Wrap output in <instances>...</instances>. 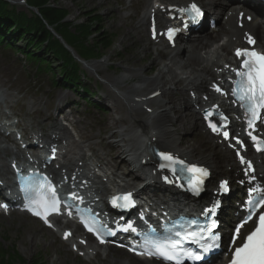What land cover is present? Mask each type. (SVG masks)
Instances as JSON below:
<instances>
[{"label":"bare ground","instance_id":"obj_1","mask_svg":"<svg viewBox=\"0 0 264 264\" xmlns=\"http://www.w3.org/2000/svg\"><path fill=\"white\" fill-rule=\"evenodd\" d=\"M137 1L140 0H133L131 6ZM151 1L152 0H143L140 10L143 11L144 14L139 21L140 25L147 26L149 23H153L151 18L158 21V23L165 21V16L170 15V6L179 5L187 0H156V2L165 4L157 9H150L152 7ZM200 1L207 10L217 12L219 17L224 14V10L226 8L218 0ZM230 10L231 14L224 22L227 26H219L211 33L199 32V34H197L190 43L191 49L186 58H184L181 54L184 53V49L182 47H178L175 51L169 49L162 52L158 51V56L153 58L151 66L156 64L162 56H167L169 63H165V65L158 70L155 77L150 79H141L140 84L135 86L126 85V82L130 79L127 75L118 81V90L121 91L119 93L118 100L114 99L113 94L111 95V98L114 101L112 104H108L110 115L102 120V127L100 128L101 132L109 130L108 136L101 135L98 137V135L90 133L89 128L84 125L83 120L79 119L73 121V125L78 129L76 136L72 134L65 125L56 121H52L49 124L50 127L58 125L60 128V133L56 135V137L52 136L53 133H47V130L45 131L43 128H34V132L32 130L33 134L51 142H62L63 140L68 142L66 146L67 151L64 154L66 162L62 166L64 168L69 170H76L77 168V171L80 170V173H82V169L84 170L89 168L91 161H94L93 159H95L97 164L96 166H100L106 170L105 176L108 177V179H111V184L102 180V182L98 185L97 190L102 194L112 189L111 186H113V188L117 186L125 189L126 185L131 186L140 180L145 181L146 177L148 179L146 184L147 187L154 190H156L155 188H158V190H160L163 184L160 183L158 177L152 173L153 168H147L153 167L151 165H155V157L152 152V148L155 146L159 148L163 147L168 151L176 153L182 158H193L195 156L194 152L196 150V146L191 147L192 145H188L181 148V144H183L182 142L184 140L188 142V140L176 135L175 133L179 129L186 130L187 133H190L192 130L189 129V122L192 114H199V110H194V108L191 110L194 103H192L189 98H184L182 103L185 106V109H190L191 112H188L185 116L182 114L178 115L180 112L178 103L171 97L172 93L170 91H172V89L171 87L167 88V85L169 83H173L175 85H183L184 83H187V85L191 86V90L193 89L197 92L201 91L212 96V98L208 97V99H202L199 97V99L196 100L197 105L199 104L204 107L206 105L213 104L222 110H226L229 105L226 99H221V97L216 95L214 96V94L210 91L211 89L208 88L209 78H207V75L212 77L214 76V81L218 82L216 81L217 77L215 76V71L212 66L222 67L223 62L229 63L233 58L232 51H230L231 48L238 45L244 46L245 43L243 37L247 32L254 34L257 38L258 44L264 47V22L261 20L257 22L256 20L248 22L245 18L240 20L236 13V8H231ZM240 10H246V13H249L248 7L246 6H242ZM133 16H138V10H136V8H134L133 12L128 14L126 17ZM220 35L227 37V40L211 49L212 44L218 37H220ZM202 52H204V54H202ZM129 71L133 73L132 75H134V77H140L135 69H129ZM218 77H222V79H224V74L219 75ZM0 84L5 85V82L0 79ZM179 90L180 89L177 88L176 91ZM158 91L161 92V94L164 93L168 95L166 97V102L163 103L164 100L159 99V97L155 95ZM58 97L62 100L61 104H65L70 100L69 96L65 98V95L63 94H58ZM120 98L127 99L130 102L126 105L130 116V125L128 127H125L122 124L126 121V117L124 115H113V111L117 114H121V106H123V104L120 101ZM41 109L42 108L37 104V101H34L33 105L29 106L27 113L32 114L31 117L27 120H23V124L22 122L19 123V126H21L23 131L27 130L30 126L35 127L34 125H47L50 118L38 117V112ZM171 111H173V113L177 116H172ZM196 127L197 129L200 128L203 131L205 130L202 115L198 118ZM237 127V121H232L229 128L232 130L233 136L242 138ZM32 132H28L25 137L28 144H34L32 143V139L36 136H33V134L31 135ZM97 137L100 139L99 141H92ZM1 138L8 140L7 135L4 134L2 136L0 133V139ZM9 139L14 141L12 138ZM212 142L217 146L224 145V143L219 139H215ZM37 150L40 151V148ZM87 150L92 151V155H89V160H87ZM9 152L10 148L8 146H3L0 149V153L3 155L9 154ZM15 156L22 159L24 157V153L16 152ZM199 161H201L202 164L209 165V168L211 170L213 169V173L215 175H219L221 173V171L217 170L215 159L211 153L202 155L199 158ZM129 165L131 166V169L126 171L125 168ZM231 167V172L233 169L234 171H237L239 168V166L233 163ZM261 168V172L263 173L260 175V178L264 182V161L263 167L261 165ZM140 170H144L146 176L141 175ZM147 170H149V172ZM225 173L230 175V172L228 171ZM0 175V180H2L3 177L9 179L12 175L10 165L3 160L0 162ZM77 175L78 174H76V176ZM89 176L90 175L88 173H83L82 179L89 180ZM116 177L120 179L119 183H115ZM120 183H124V185ZM173 186L177 187L176 185H172V187ZM154 201L156 202L157 200ZM19 214L22 215V213ZM30 232L31 242L33 243L37 240V234L32 229ZM81 249L84 250V248ZM105 251L107 252L106 255L111 257V260L106 262L107 264H121L120 262L122 261V257H125L124 253H116L110 249ZM97 256L98 254L96 253L95 257ZM138 264H147V261L140 259L138 260Z\"/></svg>","mask_w":264,"mask_h":264},{"label":"rangeland","instance_id":"obj_2","mask_svg":"<svg viewBox=\"0 0 264 264\" xmlns=\"http://www.w3.org/2000/svg\"><path fill=\"white\" fill-rule=\"evenodd\" d=\"M52 1L68 11L69 16L67 18L72 22L86 21L89 14L98 15L99 25L102 28V32H104L103 36L109 35L111 39V47L101 52L103 56L101 55L102 57L100 59L93 58L86 60L85 65L87 67L81 63L84 82L88 86V89L95 92L99 98L106 97V100L102 102V107L104 106L106 108V106H109L108 104H112L114 101L111 98L112 94L114 95V99L118 100L119 93L121 92L118 90V81L126 77V75L130 77L126 82L127 86L139 85L141 79L155 77L158 70L165 63H169L168 57L162 56L156 64L151 66L153 58L157 57L159 52H162L163 46L160 43L155 44L150 39L148 26L140 25L139 23L144 13L140 10L143 0L133 3L132 6L129 3L130 0ZM18 7L20 10H27L26 5ZM134 8L138 10V16L126 17L133 12ZM24 43L25 40L19 42L21 46ZM182 46L184 47V53L181 54L186 58L191 49L190 44L186 43ZM49 63L54 66L52 73L36 72L35 63L30 62L24 53L0 46V79L5 82V85L0 84V110L8 113L16 112L18 113V117L22 119L21 115L23 116V111L21 110L25 109L24 107L27 108L30 102L40 101L39 103L41 105L48 103L53 106L54 102L58 101V93L69 94L73 99L77 100L75 106H79V108L74 110L76 112L75 117L70 116V118L73 121L76 119L84 120L83 123L89 128V132L98 135V137L101 135L108 136L109 130L101 132L100 128L102 127V120L110 115V110L107 112V109L104 108H95L92 105L87 106L81 98L80 93L82 91L78 93L77 91L71 92L70 89L65 90L62 88V80L58 81L59 84L55 83L53 80L58 79L56 74L60 68L58 66L59 62L57 59L49 57ZM129 69H135L141 78L134 77ZM53 72H56V74H53ZM207 78L210 81L211 76L207 75ZM186 85L187 83L183 85L169 83L167 85V88L171 87L172 89L170 91L172 93L171 97L178 103L180 110L178 115L182 114L184 116L193 110V108L186 110L182 103L184 98H189L192 93H190L191 86ZM177 88L181 91H176ZM192 94L198 95L196 92ZM199 95H201V92H199ZM167 96V94L160 93L157 97L164 100V103L167 100ZM120 101L123 104L121 106V114L113 111V115H124L126 121L122 124L128 127L130 125V116L126 105L130 102L127 99L121 98ZM48 113L50 112H44L46 115ZM171 115L177 116L173 111H171ZM199 116L195 113L192 114L189 122V129L192 130L190 133H187L186 130L179 129L175 134L188 140V142L185 140L182 142L181 148L188 145H192L191 147L196 146L195 156L191 160L199 161L202 155L211 153L215 159L217 170L221 171L220 174H223L222 171H228L232 162L234 163L233 151L225 146L215 145L212 142L215 139L202 129H197L196 123ZM26 117V115L23 116V118ZM69 126L71 132L76 134L78 129H75L71 125ZM98 137L93 139V141L100 140ZM3 146L12 145L10 141H4L1 138L0 149ZM2 156L4 155L0 153V161L3 159ZM125 170H130V167H126ZM31 229L37 234V240L33 243L30 237ZM0 242H3L5 246L15 245L20 256L26 259L27 264H31L39 255L42 256V261L45 264H107L106 262L111 260V257L108 260H102L100 257L99 259L96 258V260L90 261L87 257L77 256L66 243H62L57 236L41 227L37 221L25 215L22 217L21 215L6 218L0 217ZM125 257H122L121 264L130 259L128 258L129 256ZM132 261L135 262L134 259Z\"/></svg>","mask_w":264,"mask_h":264},{"label":"snow or ice","instance_id":"obj_3","mask_svg":"<svg viewBox=\"0 0 264 264\" xmlns=\"http://www.w3.org/2000/svg\"><path fill=\"white\" fill-rule=\"evenodd\" d=\"M191 11L195 12L197 16L200 14L199 9L195 5L191 6ZM172 31L169 29L170 40L172 38ZM248 43L253 44L254 41L249 38ZM236 56L238 58L243 57V59L241 60L240 68L233 69L237 79L234 81L235 86L232 89V94L237 100L242 102L241 107H244L250 116L248 126L252 128L257 118L264 122V116L260 115V109H264V53L257 52L254 49H237ZM219 90L217 89V91ZM211 114V112L206 113V118ZM209 127L214 132L220 131L212 123L209 124ZM223 135L227 138L228 132L225 131ZM252 139L255 140L256 137L253 136ZM163 159L171 161L172 158L164 156ZM189 171L199 172L202 176L208 175L203 169H189ZM25 194L29 204L28 210L32 211L34 215L40 216L46 223L47 216L50 213H59L60 201L50 184L47 186L41 184L35 187H28L25 190ZM117 199L126 202L125 204L119 205L121 207H126L131 204V200L127 195L113 198L114 204H116ZM262 205H264V196L249 201V214L244 222L236 229V237L239 236L240 229L253 219V216L256 215ZM85 227L89 232H96L97 239H100V242L104 243V240L101 238V234L104 231L102 227L96 229L87 223ZM67 235L68 233H65V237ZM174 236L176 238L169 235L163 239H146L144 247L145 253L165 261H174L175 264H181V256H186L194 260L200 259L199 255L194 256L192 252L182 249V242L187 239V236H181L179 231L175 232ZM191 236L193 237V242H196L195 238L197 237V233H192ZM236 237H234V241ZM213 239L214 241L218 240V237H214ZM212 246L216 245L213 244ZM205 251H207V247H205ZM231 264H264V211L259 212L256 219V227L243 238V243L235 248Z\"/></svg>","mask_w":264,"mask_h":264},{"label":"trees","instance_id":"obj_4","mask_svg":"<svg viewBox=\"0 0 264 264\" xmlns=\"http://www.w3.org/2000/svg\"><path fill=\"white\" fill-rule=\"evenodd\" d=\"M27 3L38 8V13L30 8L28 11L19 10L16 5L0 0V43L5 38V32L14 29L18 34L11 39L27 40L24 48L16 47V49L24 52L30 61L36 63L38 70L54 69L50 63L44 66L47 62L44 56H50L58 60L59 75L64 77L65 81L73 84L80 81L79 64L48 26L53 27L68 45L86 59L102 57L101 52L111 47L109 35L103 36L98 15L89 14L86 21L73 24L66 20L68 11L51 5V0H28ZM4 40L7 41L6 38ZM37 50H42L45 55L39 56L34 53ZM0 264H27V261L20 256L15 245L5 248L0 244ZM31 264L45 263L39 255Z\"/></svg>","mask_w":264,"mask_h":264}]
</instances>
